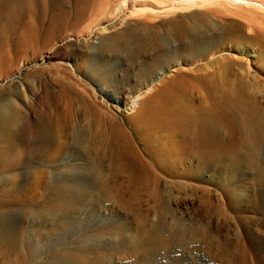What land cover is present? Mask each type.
Wrapping results in <instances>:
<instances>
[{
    "label": "bare ground",
    "instance_id": "bare-ground-1",
    "mask_svg": "<svg viewBox=\"0 0 264 264\" xmlns=\"http://www.w3.org/2000/svg\"><path fill=\"white\" fill-rule=\"evenodd\" d=\"M40 5L0 0V62L24 48ZM216 16L204 13L196 43L177 45L139 87L94 80L132 111L120 123L91 112L75 122L79 99L62 83L51 118L23 126L37 139L9 143L19 111L1 103L0 264H264L263 58L233 46L241 36L225 37ZM253 28L242 33L251 45Z\"/></svg>",
    "mask_w": 264,
    "mask_h": 264
},
{
    "label": "rangeland",
    "instance_id": "rangeland-1",
    "mask_svg": "<svg viewBox=\"0 0 264 264\" xmlns=\"http://www.w3.org/2000/svg\"><path fill=\"white\" fill-rule=\"evenodd\" d=\"M30 1L31 4L41 3L40 6L43 7L46 5V9L37 7L34 14H29L28 26L25 28L27 31L24 29L23 32V39H26V44L23 42L24 48H21L17 54L14 53L15 49H12L14 46L8 48L7 50H10L8 60L0 62V107L1 103L7 100L19 111L18 119L10 125L11 130L9 127V135L13 132L9 143L24 138L33 140L36 135L28 129L25 130L23 126H33L39 120L51 118L54 111L53 98L62 90L59 86L62 83H66V86L69 84L70 92H75L79 99L74 101V107L72 106V117L75 122L84 118L87 122L91 120V114L110 121H124L132 111L125 106H117L105 97L94 80H101L106 85L111 81L116 85L117 90L123 87L127 89L129 84L131 87H139L154 68L161 66L163 58L170 56L171 51L176 50L177 45L187 50L196 43L197 35L206 30L207 21L203 18L206 12L217 15L216 19L223 22L225 37L232 35L233 37L229 39H237L238 35L241 36L238 38L240 40H237L239 43L234 42L233 46L240 47L248 54L255 53L262 56L261 67L264 71V26H261L264 23V8L261 9L255 3V5L250 4H253L252 8L249 4L239 3V8L238 3L232 5V2L226 0H211L209 2L211 4L199 2L197 6H191V3L185 0H63L64 8L60 11L51 8L50 2L53 0ZM212 1L216 2L212 3ZM224 1L225 7L229 10L230 7L233 8L231 13L225 12ZM252 1L264 2V0ZM161 2L164 4L162 5ZM217 5L221 7V14ZM216 8L218 11H213ZM257 10L259 11L256 12ZM40 18L46 21L44 27L39 24L43 22ZM32 22L34 26H38L37 29L35 27L37 31L30 29L34 27ZM250 28H253L251 33L253 30L255 32L254 35L252 34V38H255L253 46L242 36V33L245 30L250 31ZM105 29L111 30V33L101 36ZM47 31L51 33V37L45 41L43 39ZM26 32L29 33V37ZM33 37L34 39H30ZM101 41L106 45L105 50L99 44ZM2 49L4 50L0 44V52ZM197 66L199 67L200 64L194 67L198 68ZM143 93L146 96L154 94L145 90ZM65 94V98L63 97L65 105L62 107L66 108L65 100H68V94L67 92ZM81 94L83 97L80 96ZM81 100L88 101L89 105L88 102L84 104ZM99 110L101 114L98 113ZM85 115L91 116L86 118ZM1 132L3 133L2 128ZM35 138L37 139V136ZM6 155L7 153L1 150L0 158ZM228 172L224 174H227L226 177L231 176Z\"/></svg>",
    "mask_w": 264,
    "mask_h": 264
}]
</instances>
